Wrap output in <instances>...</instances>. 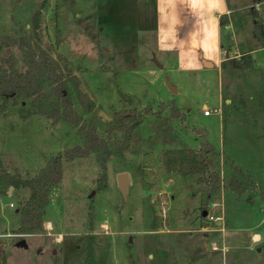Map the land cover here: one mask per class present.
Segmentation results:
<instances>
[{
	"label": "rangeland",
	"instance_id": "374dc122",
	"mask_svg": "<svg viewBox=\"0 0 264 264\" xmlns=\"http://www.w3.org/2000/svg\"><path fill=\"white\" fill-rule=\"evenodd\" d=\"M42 1L0 0V35L15 38L0 40V67L25 70L20 35L47 48L65 71L74 109L109 139L111 154L105 167L96 153L62 160L42 228L29 234L13 232L16 207L29 190L0 180L6 264H264V49L254 33L252 0L212 1L201 13L207 33L198 22L187 29L189 20L179 32L171 30V5H165L174 0ZM226 2L232 11L221 26V47L216 10H225ZM158 4L166 10L164 29L153 25ZM254 6L264 27V0ZM227 33L244 52L227 43ZM205 41L208 51L193 45ZM223 48L239 57L246 53L248 65L221 67ZM71 75L94 100L93 110L83 109ZM168 102L183 118L171 114ZM127 107H136L142 121L125 146L119 131L109 136L108 130L114 111ZM198 129L218 150L224 182L234 165L241 168L244 194L221 186L208 198L196 175L164 169L163 151L198 147ZM79 142L64 118L39 114L28 99L0 97V168L7 173L28 178ZM120 172L130 179L125 195L118 188ZM21 238L23 245L17 244Z\"/></svg>",
	"mask_w": 264,
	"mask_h": 264
},
{
	"label": "trees",
	"instance_id": "16d2710c",
	"mask_svg": "<svg viewBox=\"0 0 264 264\" xmlns=\"http://www.w3.org/2000/svg\"><path fill=\"white\" fill-rule=\"evenodd\" d=\"M260 0H252L250 15L253 19L254 33L258 47H264V27L260 19L259 12L254 6ZM44 5V0L41 6ZM32 16V29L37 34L39 27L40 9H36ZM220 24H225V15L219 17ZM0 40H15L10 36H1ZM58 41V38L55 40ZM19 43L25 48L26 68L19 71L14 67L4 69L0 67V97L13 103L22 98L28 99L37 108L39 114H46L55 118H64L80 135L81 142L65 148L61 153L49 157L44 166L35 174L28 178H21L15 174H9L0 168V180L13 185L14 187H26L29 192L25 200L21 201L17 208V226L13 232L29 234L42 228L45 206L48 202L50 189L57 185L62 177V160H73L78 156H85L96 153L98 161L105 167L104 160L107 159L111 150L108 146L109 139L100 135L93 120L85 119L81 113L76 111L72 105V99L66 89L67 80L64 76V69L58 59L44 46L35 45L22 35L19 36ZM35 46V47H34ZM248 55L244 53L238 58L226 57L221 62V67H244L249 62L246 61ZM69 73V69H66ZM70 74V73H69ZM75 84L76 95L78 96L84 110L94 109V100L80 88L79 79L71 75ZM45 86H47L45 88ZM169 110L174 117L183 118V111L173 102H168ZM2 110L5 105H1ZM20 114L25 118L28 114ZM113 125L108 130L109 136L114 130L121 133L120 142L127 146L136 127L142 121V114L136 107L115 110L113 114ZM202 139L196 148L183 146L179 149L167 148L163 151V166L166 171L176 172L179 175H196L197 181L203 184V188L208 194L225 186L234 192L242 195L248 188L243 179L244 174L237 165H234L235 173H231L229 179L224 182L218 167V150L210 143L203 130H197ZM248 199L251 200V198ZM247 199V200H248ZM205 207L203 203L202 208ZM6 242L0 238V264H6L7 251Z\"/></svg>",
	"mask_w": 264,
	"mask_h": 264
},
{
	"label": "crops",
	"instance_id": "0c3cea01",
	"mask_svg": "<svg viewBox=\"0 0 264 264\" xmlns=\"http://www.w3.org/2000/svg\"><path fill=\"white\" fill-rule=\"evenodd\" d=\"M212 1H215V0H174L172 3L167 2L165 6L168 7L169 5H171V7L168 9V12L171 10L172 16H173L172 18L170 17V22L172 24L171 30L174 29L175 31L177 30L179 32L184 27L183 24L186 22V20H189L187 23V29L188 28L192 29V27H193L192 24L194 22L195 23L198 22V24L201 23L202 25H204V23H205L204 18L205 17L201 13L206 8H209L210 3ZM225 5H226L225 10H220V11L216 10L217 11V14H216L217 29L215 32V36H216V40L219 42L221 47H223L225 44H224V42L223 43L221 42L222 41V35H221L222 24H220L219 17H220V15L224 14L225 19H226V23H227L228 14L231 13V11H232L231 8H229L227 2L225 3ZM162 7L163 6L159 7V4L156 5V7H155V13L153 15V17H154L153 25L158 27V28L164 29L165 27H168L167 26L168 20H165V18H164L165 17L164 13L166 12V10L162 9ZM165 9H166V7H165ZM186 14L188 15V18L185 17ZM226 23L223 25H226ZM204 28H205V25H204ZM206 31L208 32L207 27L205 28V32ZM224 38L226 39V41H228L227 43H230L232 45L234 44L233 46H235L238 50H240L239 45L235 41L231 40L230 34L227 33V35H225ZM209 44H210L209 42L205 41L204 44H202V45L200 43H194L193 45H195V48L199 47L205 51H208L209 47H210ZM193 45H191V46H193ZM261 48L264 49V47H261ZM261 48L259 47L258 49H261ZM229 51H231V50H229ZM251 51H253V50H251ZM240 52H244V51L240 50ZM225 58L226 57H224V58L218 57V62L220 64V66H221L222 60H224ZM128 188H129V186H128ZM16 211H17V208H16ZM47 250H51V249L47 248L46 251Z\"/></svg>",
	"mask_w": 264,
	"mask_h": 264
},
{
	"label": "water",
	"instance_id": "95a60500",
	"mask_svg": "<svg viewBox=\"0 0 264 264\" xmlns=\"http://www.w3.org/2000/svg\"><path fill=\"white\" fill-rule=\"evenodd\" d=\"M204 62L206 63L207 66L212 65V62H209V61H204ZM168 84L171 87V89L174 90L173 86L170 83H168ZM117 179H118V188L121 191V193L125 195L126 192L128 191V186H129V182H130V179H128V174L126 172H120L117 175ZM11 187H12V185L10 186V188ZM17 244L23 245L24 239L21 238L20 240H18Z\"/></svg>",
	"mask_w": 264,
	"mask_h": 264
},
{
	"label": "built area",
	"instance_id": "2783aa9c",
	"mask_svg": "<svg viewBox=\"0 0 264 264\" xmlns=\"http://www.w3.org/2000/svg\"><path fill=\"white\" fill-rule=\"evenodd\" d=\"M223 52L225 54V57H235V58H238L239 57V54L237 52H235L234 50L233 51H229V50H224L223 49ZM203 110H204L203 111L204 114H210V110L209 109L204 108ZM13 205H14L13 202L9 204L10 207H12ZM219 217L220 216H215V218H214V217L211 216V218L213 220H215V219H217ZM12 234H13V232L12 233L9 232V233H5V234H2V235H12Z\"/></svg>",
	"mask_w": 264,
	"mask_h": 264
}]
</instances>
